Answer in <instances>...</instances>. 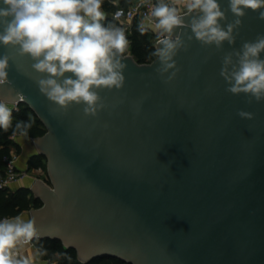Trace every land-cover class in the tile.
I'll use <instances>...</instances> for the list:
<instances>
[{"label":"water","instance_id":"obj_1","mask_svg":"<svg viewBox=\"0 0 264 264\" xmlns=\"http://www.w3.org/2000/svg\"><path fill=\"white\" fill-rule=\"evenodd\" d=\"M218 2L226 29L236 17L229 0ZM260 11L247 10L234 43L219 49L195 38L196 13L182 14L173 39L187 50L173 57L176 76L165 83L175 69L160 74L156 57L125 54L124 86L99 90L107 107L95 116L83 103L65 111L50 101L38 85L48 74L18 45L0 44V56L11 57L0 99L26 103L46 128L35 142L49 183L29 187L42 201L29 210L33 238L59 239L83 262L264 264V101L226 92L220 76L226 54L264 35Z\"/></svg>","mask_w":264,"mask_h":264},{"label":"clouds","instance_id":"obj_2","mask_svg":"<svg viewBox=\"0 0 264 264\" xmlns=\"http://www.w3.org/2000/svg\"><path fill=\"white\" fill-rule=\"evenodd\" d=\"M103 3L104 0H0V44L18 45L19 55H29L36 61L32 67L48 74L38 81L39 90L65 111L73 102L83 103L84 114L95 116L98 110L107 107L99 90H119L124 86L122 60L129 41L122 27L102 23L107 15ZM175 3L182 4L187 14L196 13L190 21L195 38L203 45L214 44L217 49L224 41L234 43L233 30L242 24L247 10L264 9V0H229V9L236 19L225 29L219 23L226 17L218 0H175ZM121 15L123 10L117 11L113 18L119 19ZM147 18L151 21L149 27L158 33L154 51L150 53L161 64L157 72L175 69L167 83L180 71L173 57L181 48L187 50L179 36L173 39V30L182 26L184 19L178 7L162 0L151 6ZM259 19L264 20V11L259 12ZM139 31L142 35L146 31L143 21ZM262 52L264 35H258L255 41L244 42L239 51L226 54L222 60L220 76L228 85L225 91L245 94L248 104L264 101ZM10 58L8 54L0 56V84L6 81ZM8 105L9 101L0 99V129L4 131L13 126V109ZM237 114L248 120L255 118L252 112L239 110ZM21 128L24 129L21 135L27 136L31 123L17 122L15 129ZM35 236L34 220L25 221L20 215L0 219V264H30L26 258H17L13 250L18 243L31 241Z\"/></svg>","mask_w":264,"mask_h":264},{"label":"trees","instance_id":"obj_3","mask_svg":"<svg viewBox=\"0 0 264 264\" xmlns=\"http://www.w3.org/2000/svg\"><path fill=\"white\" fill-rule=\"evenodd\" d=\"M129 4H125L124 6H128ZM102 8L112 12L117 7L110 0H104ZM102 23L105 25H115L112 16H107ZM154 37H156V34L152 30H146L142 35L138 25L135 23L128 35L131 44L130 50L127 51L140 63L151 62L155 58L150 56V53L154 51L155 44L150 41V38ZM29 117H31V121H29ZM20 121L31 123V128L27 130L28 136L38 137L44 135L46 132L44 124L30 106L24 102H20L18 108L13 109V126L8 131L0 129V177L3 174L5 166L2 160L3 155L11 150V145H14L16 150L19 151L18 146L10 138V135L14 131L16 133H22L24 131L23 128L15 129V124ZM46 163L47 161L44 155L36 154L30 158L28 167L29 169L41 167L47 171ZM41 205L42 201L34 195L29 187L22 186L15 190H12L10 187L0 188V219L17 216L24 211L38 208ZM32 241L39 250L41 257L55 264H128L117 257L110 256L98 257L83 262L78 258L75 248L65 246L59 239L46 237L33 238Z\"/></svg>","mask_w":264,"mask_h":264},{"label":"built area","instance_id":"obj_4","mask_svg":"<svg viewBox=\"0 0 264 264\" xmlns=\"http://www.w3.org/2000/svg\"><path fill=\"white\" fill-rule=\"evenodd\" d=\"M159 2H161V0H134L128 6H118L114 10L113 15L119 10H123V15H121L119 19L113 18L115 21V26L122 27L125 30L127 39L135 23L139 27L140 23L143 21L146 30L153 31V29L149 27V24L151 23V21L147 18V14L151 6ZM162 2L169 4V6L178 7L181 15L186 13V9L184 8V6L182 4L175 3V0H162ZM154 33L156 34V38H157L158 33L155 31ZM128 53L130 52L126 51L125 54H128ZM18 105H19L18 102H9L8 106L12 109H17ZM15 135H13L12 133L10 135V138L13 139ZM18 155H19V151L16 149H12L8 153L3 155L2 160L5 166H4L3 174L0 177V188L9 187L11 184L25 180L31 177L32 175H34V178L39 177L37 175L35 176V174H33L32 172V169H29V167L22 168V169L18 168L17 166ZM46 177L48 179L47 175ZM32 240L28 242H22V243L31 244L33 243ZM13 251L16 253L17 258H21V252L18 249L15 248Z\"/></svg>","mask_w":264,"mask_h":264},{"label":"crops","instance_id":"obj_5","mask_svg":"<svg viewBox=\"0 0 264 264\" xmlns=\"http://www.w3.org/2000/svg\"><path fill=\"white\" fill-rule=\"evenodd\" d=\"M132 1H134V0H110V2L113 3L116 7L124 6L125 4H129ZM103 11L106 12V14H107L106 17L112 16L113 12H114V11L111 12V11H108L105 9H103ZM35 139H36V137H31L28 135L22 136L21 133H17L14 136V138L12 139L15 142L16 146H18V149H19V155H18V159H17L18 168H21V169L27 168L29 166L30 158L33 155L39 154ZM12 149H16V147L14 145H11V150ZM40 168L41 167H37V169L32 168L33 174H35V176L36 175L39 176L38 178L43 179L45 182L49 183V181L46 177V175L48 176L47 171H45L43 168H41V170H40ZM38 178H34V175H32L31 177H29L25 180L11 184L9 187L12 190H15V189L22 187V186L32 187L33 183ZM19 215L22 216V218L25 221L29 219V211H24ZM16 249H18L21 252V258L28 259L30 264H55L54 262H50L49 260L41 257L39 250L37 249V247L35 246L34 243L24 244V243L20 242V243H18Z\"/></svg>","mask_w":264,"mask_h":264},{"label":"rangeland","instance_id":"obj_6","mask_svg":"<svg viewBox=\"0 0 264 264\" xmlns=\"http://www.w3.org/2000/svg\"><path fill=\"white\" fill-rule=\"evenodd\" d=\"M128 41H129V47H128L127 50H130V44H131V42H130V40H128ZM150 41L153 42V43L155 44L156 37H154V38H150Z\"/></svg>","mask_w":264,"mask_h":264}]
</instances>
